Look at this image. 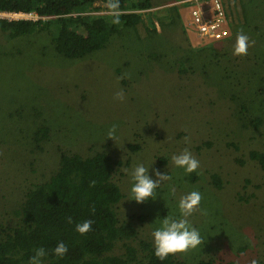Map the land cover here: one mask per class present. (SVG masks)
<instances>
[{
    "label": "rangeland",
    "instance_id": "rangeland-1",
    "mask_svg": "<svg viewBox=\"0 0 264 264\" xmlns=\"http://www.w3.org/2000/svg\"><path fill=\"white\" fill-rule=\"evenodd\" d=\"M181 1L153 0L138 26L80 60L59 55L48 32L0 34V233L17 222L28 187L56 173L62 153L103 152L130 160L117 172L120 215L145 213L144 238H152L157 216H179L180 197L195 190L202 199L188 219L202 242L180 258L264 264V171L249 158L264 152V122L255 130L247 121H264V0H223L233 31L221 41L200 39L189 25L191 6ZM95 8L93 15H112L104 4ZM239 31L252 43L237 56ZM113 124L115 141L106 135ZM44 125L50 138L38 145ZM185 148L199 161L192 173L171 160ZM141 161L153 164L154 179L152 169L169 179L155 200L127 201L130 172Z\"/></svg>",
    "mask_w": 264,
    "mask_h": 264
},
{
    "label": "trees",
    "instance_id": "trees-1",
    "mask_svg": "<svg viewBox=\"0 0 264 264\" xmlns=\"http://www.w3.org/2000/svg\"><path fill=\"white\" fill-rule=\"evenodd\" d=\"M110 3L118 6L119 23L112 22L113 15L92 14L97 4L112 12ZM152 8L153 0H0V12L37 13L40 17L37 21L0 19V34L14 40L48 32L59 55L68 61L80 60L105 49L122 29L138 26L143 20L139 12ZM175 12L178 14L177 9ZM247 121L255 130L264 122L252 116ZM49 138L48 126L35 132L38 145ZM249 158L264 171V152L252 151ZM240 163L244 165L243 160ZM129 164L130 160L125 163L103 152L91 157L62 153L56 173L28 187L15 211L17 222L0 233V264H28L38 247L48 252L44 264H238L215 258L190 262L178 253L164 260L157 258L152 238H144L142 233L148 216L141 212L125 218L120 215L125 194L117 172ZM214 180L220 182L218 176ZM85 220L93 221L91 230L80 234L75 226ZM58 241L68 248L62 258L52 253Z\"/></svg>",
    "mask_w": 264,
    "mask_h": 264
},
{
    "label": "clouds",
    "instance_id": "clouds-1",
    "mask_svg": "<svg viewBox=\"0 0 264 264\" xmlns=\"http://www.w3.org/2000/svg\"><path fill=\"white\" fill-rule=\"evenodd\" d=\"M117 4L110 3L109 8L112 10L113 23H119V12L116 11ZM250 38L243 31H239L235 35V43L233 46V55H246L248 47L251 45ZM117 100L123 101L125 94L123 90L115 93ZM117 125L113 124L107 130V139L111 138L115 141L117 133ZM189 138L186 136L185 140ZM172 163L184 170L185 173H192L199 168V161L192 155V153L185 148L179 154H174L171 157ZM153 165V164H152ZM146 166V163L138 162L130 172L131 186L130 198L127 201L134 200L137 203H144L149 198L156 199V189L161 182L169 179L168 174L161 173L159 170L152 169L155 179L150 175L149 169L152 167ZM173 193L175 189L172 188ZM202 197L199 191H190L180 197L178 201L179 216H169L168 214L161 218L157 216L154 222L157 226L153 229L152 244L154 255L160 260H164L170 254L185 252L189 249H194L201 244L202 238L200 231L194 227L189 217L199 206ZM68 222L72 223L71 217H68ZM93 221L85 220L76 224V231L80 234H85L91 230ZM67 245L63 241H58L56 246L52 249L55 257L62 258L67 253ZM48 255L44 247L34 249L33 255L29 258L28 264H44V259ZM252 264H257L253 260Z\"/></svg>",
    "mask_w": 264,
    "mask_h": 264
},
{
    "label": "built area",
    "instance_id": "built-area-1",
    "mask_svg": "<svg viewBox=\"0 0 264 264\" xmlns=\"http://www.w3.org/2000/svg\"><path fill=\"white\" fill-rule=\"evenodd\" d=\"M179 4L191 6L189 25L200 39L221 41L231 35L230 19L223 0H182ZM0 19L37 21L40 17L37 13L0 12Z\"/></svg>",
    "mask_w": 264,
    "mask_h": 264
}]
</instances>
